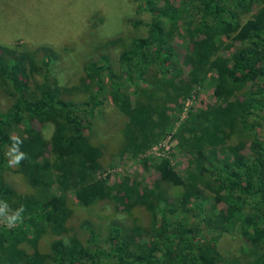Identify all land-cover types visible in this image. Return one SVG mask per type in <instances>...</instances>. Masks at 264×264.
Masks as SVG:
<instances>
[{
  "label": "trees",
  "instance_id": "trees-1",
  "mask_svg": "<svg viewBox=\"0 0 264 264\" xmlns=\"http://www.w3.org/2000/svg\"><path fill=\"white\" fill-rule=\"evenodd\" d=\"M136 1L137 11L150 18L132 24L145 25L148 34L130 39L119 71L100 54L85 64V76L72 88L50 76L51 49L38 54L0 44V93L11 100L0 110V200L26 208L22 224L0 225V264H230L218 244L236 229L250 264H264V138L255 135L264 121V0ZM255 5L253 16L244 19ZM175 38L184 49L180 65L173 60ZM210 70L214 102L190 110L175 132L189 155L185 179L167 159L154 163L158 178L147 185L134 177L115 183L101 177V150L86 132L92 111L63 94H92L106 79L113 104L128 119V149L139 153L173 127L176 119L168 111L178 104L181 109ZM49 125L45 136L41 129ZM10 137L23 140L28 157L13 169L4 155ZM7 171L23 175L33 192L14 194ZM168 186L181 187V193L169 195ZM104 198L124 211L145 208L152 215L148 230L112 223L103 248L93 224L83 221L79 227L91 237L82 240L68 227L74 205ZM190 200L187 212L194 206L197 214L184 223L177 214ZM221 201L224 209L217 206ZM46 232L54 238L42 251Z\"/></svg>",
  "mask_w": 264,
  "mask_h": 264
},
{
  "label": "rangeland",
  "instance_id": "rangeland-1",
  "mask_svg": "<svg viewBox=\"0 0 264 264\" xmlns=\"http://www.w3.org/2000/svg\"><path fill=\"white\" fill-rule=\"evenodd\" d=\"M137 3L136 0H0V44L15 50L38 49V54H42L46 48L51 49L50 76L62 87L72 88L79 85L81 78L85 76V64L97 59L100 54H107L114 69L119 71L120 54L130 39L148 34L145 25L132 24L133 21L146 22L150 18L148 12L137 11ZM256 10L257 5L244 19L251 18ZM227 40L230 41L228 38ZM171 45L178 53L173 60L180 65L184 55L181 40L175 38ZM187 71L188 68H185V74ZM214 75V71L210 70L203 83L194 86L190 98L184 102L182 100L181 109L178 104L177 109L171 108L168 111V115L176 119L173 127L164 132L160 141L148 145L139 153L128 149L124 132L128 119L113 104L106 79L100 82V88L96 86L99 93H94L96 88L92 94L72 90L62 97L92 111L86 132L90 141L101 150V177L110 183L118 182L125 176L134 177L147 185L158 178L154 163L157 164L162 159H167L175 172L185 179L189 155L178 146L175 132L190 110L201 109L214 102ZM132 90L130 87L127 92L132 93ZM10 103L11 100L0 93V110H6ZM41 130L45 136H49L52 127L49 125ZM255 135L264 138V121L256 128ZM232 141L234 142V137L228 140L229 143ZM244 153L248 155L249 151L244 150ZM5 181L12 187L14 194L33 192V188L20 173L7 171ZM165 191L171 196H178L181 187L168 186ZM201 191L207 200H211L212 193L209 190ZM225 205L221 201L217 206L224 209ZM190 207L191 200L189 205L179 207L177 216L184 223L190 222L193 214H197L194 206L192 212L188 213ZM83 221L93 224L97 240L105 248L112 223L119 224L124 229L138 225L145 231L151 225L152 215L143 207L124 211L110 199L104 198L89 205L76 204L73 207L68 227L82 240L90 241L88 229L79 227ZM53 238V234L44 233L39 240V248L48 251ZM245 241L236 229L221 235L218 249L223 257L231 259L230 264L236 258L239 264H250L251 258L245 251Z\"/></svg>",
  "mask_w": 264,
  "mask_h": 264
},
{
  "label": "clouds",
  "instance_id": "clouds-1",
  "mask_svg": "<svg viewBox=\"0 0 264 264\" xmlns=\"http://www.w3.org/2000/svg\"><path fill=\"white\" fill-rule=\"evenodd\" d=\"M13 141L7 148L4 155L7 158L8 167L19 166L22 161L26 160L27 154L21 150L23 140L18 137H10ZM26 208L21 205L19 208L12 209L7 200H0V225L9 229L22 224L25 219Z\"/></svg>",
  "mask_w": 264,
  "mask_h": 264
}]
</instances>
